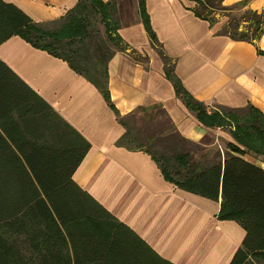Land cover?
<instances>
[{"label": "trees", "instance_id": "obj_1", "mask_svg": "<svg viewBox=\"0 0 264 264\" xmlns=\"http://www.w3.org/2000/svg\"><path fill=\"white\" fill-rule=\"evenodd\" d=\"M117 1L78 0L66 16L42 22L16 4L0 0V45L18 35L66 61L113 107L125 130L117 146L148 153L176 187L221 200L219 218L236 221L245 232L229 264H264V168L245 158L250 150L242 145L248 144L251 132L264 144V115L251 105L223 107L235 113L236 120H254L237 125L224 150L184 136L160 106L151 110L140 106L121 116L111 101L108 73L116 51L127 49L118 35ZM222 1L196 0L194 12L213 23L219 8L239 6H224ZM139 11L150 39L157 44L146 0H139ZM92 13L100 16L105 36L96 28ZM229 22L222 34L255 40L239 31L238 23ZM263 22L264 11L255 21L257 33L264 31ZM54 23L60 24L50 28ZM260 52L264 55V50ZM160 55L166 76L186 105L203 108L174 75L171 59L162 51ZM134 59L147 61V57ZM205 108L196 112L197 117L210 127H223L220 115ZM90 147L76 128L0 58V264H175L77 184L74 174Z\"/></svg>", "mask_w": 264, "mask_h": 264}, {"label": "crops", "instance_id": "obj_2", "mask_svg": "<svg viewBox=\"0 0 264 264\" xmlns=\"http://www.w3.org/2000/svg\"><path fill=\"white\" fill-rule=\"evenodd\" d=\"M4 1L42 22L66 16L78 3ZM222 4L264 10V0H223ZM196 5V0H146L154 44L140 15L139 0H118V35L127 49L116 51L108 73L111 101L121 116L140 106L148 110L160 106L178 131L203 142L211 130L223 127L203 123L186 105L165 74L160 52L171 59L173 73L186 93L208 113L214 105L235 109L251 105L264 115V55L260 52L264 34L252 42L232 39L221 33L223 18L213 23L204 20L194 12ZM134 56L147 61H136ZM0 58L90 142L74 174L78 185L165 259L175 264H229L244 238L243 228L236 221L219 218L221 200L176 187L148 153L117 146L124 127L91 82L63 59L18 35L0 45ZM245 158L264 168V162Z\"/></svg>", "mask_w": 264, "mask_h": 264}, {"label": "rangeland", "instance_id": "obj_3", "mask_svg": "<svg viewBox=\"0 0 264 264\" xmlns=\"http://www.w3.org/2000/svg\"><path fill=\"white\" fill-rule=\"evenodd\" d=\"M264 11V10H263ZM263 11H257L251 8H243V6H237L231 10H222L218 9L216 10L214 17H221L223 18V21L226 23L228 19H230L229 23H238L239 25V31L242 33H245L248 37L254 38V41H258L262 35L264 34V31L261 32V30L258 31L257 33V27L259 24L255 23L256 20H258L259 15ZM116 12H115V17H116ZM229 15V18H228ZM92 19L95 23L96 28H98L101 33L105 36V26L103 22L101 21V18L99 15L92 13ZM224 23V25H225ZM60 23H54L49 25L50 28H55L59 26ZM261 28H264V22L262 23ZM205 108V107H203ZM201 105H196L192 104L191 109L193 112H197L200 109H203ZM151 110V109H150ZM206 110V108H205ZM211 113L215 114L218 113L220 115L221 121H223V128L222 129H213L211 130L205 138L203 143L209 144L213 143L215 144V149L219 148L221 150H224V147L227 143V139H232L231 132H234L237 125H249L250 123H253L254 120L250 119L247 122H245L242 119L236 120V114L229 112L228 110L224 109L221 106L214 105L213 109H209ZM142 114V111L138 112L137 117H140ZM238 114V113H237ZM254 114V113H253ZM255 116L257 115L256 113L254 114ZM238 116H244L243 114H238ZM158 121L156 123L152 124L153 128L157 127ZM249 142L248 144H242L243 147H246L248 150H250L248 153H246V156L258 160L261 162H264V144L258 139V137H255L252 132L248 136Z\"/></svg>", "mask_w": 264, "mask_h": 264}]
</instances>
